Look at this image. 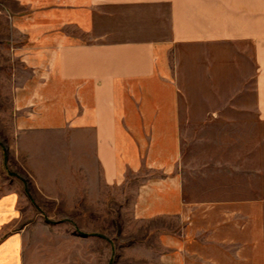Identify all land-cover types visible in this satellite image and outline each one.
I'll return each mask as SVG.
<instances>
[{
  "label": "crops",
  "instance_id": "0c3cea01",
  "mask_svg": "<svg viewBox=\"0 0 264 264\" xmlns=\"http://www.w3.org/2000/svg\"><path fill=\"white\" fill-rule=\"evenodd\" d=\"M220 45L251 48L253 83L244 93L254 99L230 107L264 126V0H0V115L11 135L0 130V157L17 136L60 137L58 166L41 188L14 183L3 192L0 164V264H50L52 252L57 264L72 252L82 264L84 234L100 235L77 222L109 214L116 189L127 191L134 222L152 224L141 264H188L184 231L195 210L209 222L203 253L264 264V191L256 192L264 190V132L235 136L251 142L250 168L243 145L236 148L244 197L192 202L180 173V86L168 56L174 46ZM70 157L73 165L63 160Z\"/></svg>",
  "mask_w": 264,
  "mask_h": 264
},
{
  "label": "rangeland",
  "instance_id": "374dc122",
  "mask_svg": "<svg viewBox=\"0 0 264 264\" xmlns=\"http://www.w3.org/2000/svg\"><path fill=\"white\" fill-rule=\"evenodd\" d=\"M250 52L251 48L248 46H174L168 56L176 82L180 86L178 107L182 143L180 173L184 179L186 199L192 202L232 200L239 195L244 197L250 192V189L237 188L234 170L236 163L241 160L236 156V148H241L242 145L244 168L245 164L250 168L251 155L247 153L246 156L245 149L250 150L251 142L248 140L238 142L235 136L238 133L245 136L264 132V126L256 123L249 114L247 118L243 116L241 118L240 111L243 113L245 110L230 107V103L254 99L253 90L248 91V94L244 93L253 83L249 80V74L251 75L254 70ZM8 127L0 115V130L5 138L11 136L7 132ZM59 138L57 134L34 132L17 136L16 140H8L6 144L10 149L6 156L4 155L2 159L0 157V164L2 163L1 167L4 170L2 191L10 189L15 184L18 187L33 186V182L41 188L42 182L50 175L49 170L53 166H58L59 157L56 153L59 151ZM61 139L62 145L68 143L65 135ZM49 151L55 152L54 156ZM63 160L73 163L71 157ZM258 184L263 183L260 181ZM29 191L35 194L42 189ZM262 191L264 190H256L260 194ZM260 196L264 197V193ZM129 199L126 190L116 189L114 203L109 202L108 205L109 214H99L100 219L97 221L86 219L77 222L85 233L96 232L100 235L97 240L90 241L84 234L87 241L83 239L86 255L82 264H141V261H146L149 254L145 249L141 250L139 245L152 224H139L132 220ZM27 213L28 216L32 215L29 211ZM201 213L202 211L195 210L193 227L184 231L190 241L188 249L191 251L188 257L185 256V262L202 264L203 257L205 259L210 257L213 262L219 264H235L223 258L227 253L201 251L203 246L201 236L204 227L209 223L203 221ZM48 223L50 227H55L58 221ZM72 227L74 229L75 225ZM50 232L53 233L55 241L57 232L53 230ZM226 233L228 237L229 230ZM150 239L155 243L153 237ZM216 246L218 247V244ZM95 248H98L97 259L94 256L90 257L92 249ZM55 254L52 252L49 255L50 264H57L58 258ZM73 254V252L67 254V264H75ZM109 257L111 258L108 261ZM154 259H157L156 256Z\"/></svg>",
  "mask_w": 264,
  "mask_h": 264
}]
</instances>
